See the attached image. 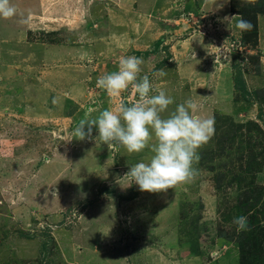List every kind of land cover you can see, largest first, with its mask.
<instances>
[{"label":"rangeland","instance_id":"1","mask_svg":"<svg viewBox=\"0 0 264 264\" xmlns=\"http://www.w3.org/2000/svg\"><path fill=\"white\" fill-rule=\"evenodd\" d=\"M11 3L16 14L0 17V264H264V0ZM131 55L174 99L162 116L191 98L195 115L214 117L191 183L142 192L124 176L148 149L104 144L95 127L74 135L137 101L96 86ZM240 215L250 230L237 232Z\"/></svg>","mask_w":264,"mask_h":264},{"label":"clouds","instance_id":"2","mask_svg":"<svg viewBox=\"0 0 264 264\" xmlns=\"http://www.w3.org/2000/svg\"><path fill=\"white\" fill-rule=\"evenodd\" d=\"M16 11L11 0H0V17L12 18ZM236 27L242 32L250 31L252 24L240 18ZM144 63L143 57L122 56L118 70L97 78V88L105 90L110 97H121L131 89L138 99L134 103L121 99L95 118L82 119L74 135L79 140L92 138L95 127L96 139L104 144L122 145L129 153L148 149L152 153L148 162L131 166L124 177L137 184L140 191L151 193L191 183L198 177L196 165L201 159L198 150L213 137L215 120L211 116L195 115L198 106L191 98L177 104L167 117L162 116L174 99L164 90L154 88L148 75L140 76ZM166 74L164 68L154 73L158 77ZM152 92L156 94L150 95ZM233 223L237 232L250 230L245 215L235 217Z\"/></svg>","mask_w":264,"mask_h":264},{"label":"trees","instance_id":"3","mask_svg":"<svg viewBox=\"0 0 264 264\" xmlns=\"http://www.w3.org/2000/svg\"><path fill=\"white\" fill-rule=\"evenodd\" d=\"M256 25H257V23L255 24V27L250 31L253 35L257 34V30L256 29H258V28H257ZM249 226H251L250 222H249ZM252 234H254V233H252ZM254 238H255L254 244L251 245V243H248V245H246V248L249 250L250 254L252 253L253 249H255V247L257 245L258 238H257V236L255 234H254Z\"/></svg>","mask_w":264,"mask_h":264},{"label":"bare ground","instance_id":"4","mask_svg":"<svg viewBox=\"0 0 264 264\" xmlns=\"http://www.w3.org/2000/svg\"><path fill=\"white\" fill-rule=\"evenodd\" d=\"M92 1V0H91ZM137 16V15H136ZM77 22V21H76Z\"/></svg>","mask_w":264,"mask_h":264}]
</instances>
